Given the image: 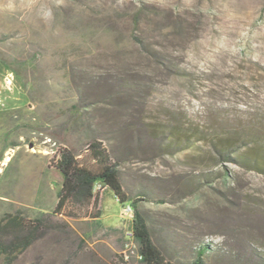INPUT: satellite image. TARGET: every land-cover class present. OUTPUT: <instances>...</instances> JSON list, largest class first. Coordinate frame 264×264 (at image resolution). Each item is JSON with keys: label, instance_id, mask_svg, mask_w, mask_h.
Instances as JSON below:
<instances>
[{"label": "rangeland", "instance_id": "1", "mask_svg": "<svg viewBox=\"0 0 264 264\" xmlns=\"http://www.w3.org/2000/svg\"><path fill=\"white\" fill-rule=\"evenodd\" d=\"M0 60L28 101L1 114L0 219L51 226L13 264H142L101 183L98 205L56 209L57 147L96 166L94 139L169 262L205 243V264H264V168L214 147L264 136V0H0Z\"/></svg>", "mask_w": 264, "mask_h": 264}, {"label": "trees", "instance_id": "2", "mask_svg": "<svg viewBox=\"0 0 264 264\" xmlns=\"http://www.w3.org/2000/svg\"><path fill=\"white\" fill-rule=\"evenodd\" d=\"M237 129L232 132L234 136L219 137V142L214 144L219 156L263 169L264 136L260 137L254 128L247 129L242 135V131ZM235 136L245 138L237 139ZM87 150L96 166L81 163L77 154L68 146L57 147L51 162L62 173L63 180L56 209L64 210L69 204L72 207H89L92 203L98 205L99 198L94 192V187L96 183H101L112 191L119 203L131 207V228L133 239L139 245L141 263L172 264L154 239L147 217L140 206V201L144 198H133L125 190L118 168L119 158H114L109 148L98 139L92 140ZM50 227L43 217L29 219L21 211L5 213L0 219V255L5 263L13 264L17 257L42 238ZM206 250L207 244H200L198 255L190 264H205L203 256Z\"/></svg>", "mask_w": 264, "mask_h": 264}, {"label": "crops", "instance_id": "3", "mask_svg": "<svg viewBox=\"0 0 264 264\" xmlns=\"http://www.w3.org/2000/svg\"><path fill=\"white\" fill-rule=\"evenodd\" d=\"M10 72L9 67L0 60V119L3 111L28 103L25 91L17 80L11 86L6 83Z\"/></svg>", "mask_w": 264, "mask_h": 264}, {"label": "built area", "instance_id": "4", "mask_svg": "<svg viewBox=\"0 0 264 264\" xmlns=\"http://www.w3.org/2000/svg\"><path fill=\"white\" fill-rule=\"evenodd\" d=\"M13 81H14V74L12 72L9 73V75L6 77V83L11 86L13 84ZM126 210L128 212H131V207L130 206H127L126 207ZM127 236L128 238L132 239L133 238V230L132 228L128 229L127 230ZM141 257V256H140Z\"/></svg>", "mask_w": 264, "mask_h": 264}, {"label": "bare ground", "instance_id": "5", "mask_svg": "<svg viewBox=\"0 0 264 264\" xmlns=\"http://www.w3.org/2000/svg\"><path fill=\"white\" fill-rule=\"evenodd\" d=\"M7 159H9V157Z\"/></svg>", "mask_w": 264, "mask_h": 264}]
</instances>
